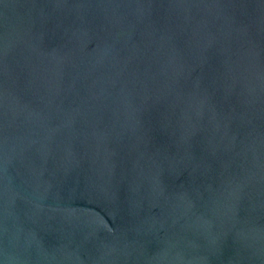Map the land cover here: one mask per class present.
<instances>
[{
    "label": "water",
    "instance_id": "1",
    "mask_svg": "<svg viewBox=\"0 0 264 264\" xmlns=\"http://www.w3.org/2000/svg\"><path fill=\"white\" fill-rule=\"evenodd\" d=\"M0 264H264V0H0Z\"/></svg>",
    "mask_w": 264,
    "mask_h": 264
}]
</instances>
